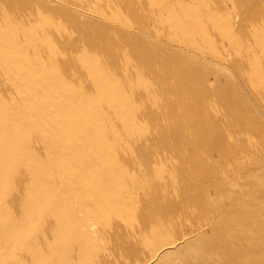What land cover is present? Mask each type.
Masks as SVG:
<instances>
[{
    "label": "rangeland",
    "instance_id": "1",
    "mask_svg": "<svg viewBox=\"0 0 264 264\" xmlns=\"http://www.w3.org/2000/svg\"><path fill=\"white\" fill-rule=\"evenodd\" d=\"M263 3L212 0L201 4L205 12L181 19L171 16L179 6L159 4L150 20L138 0H0V50L6 51L0 57V71L6 69L0 97L8 104L0 107L5 132L0 150L15 149L19 155L6 165L8 175L24 173L23 207L10 196L14 186H0V264H10L2 255L16 259L13 264H30V253L13 239L62 206L74 209L65 199L74 190L73 216L48 221L62 229L52 240L57 259L71 248L82 250V257L69 264H133L132 252L141 257L136 264H240L244 243L252 255L259 249L264 255V99L254 96L263 75L249 72V83L238 75L241 68L264 62V55L253 57L264 49ZM108 11L117 12L120 23H131L133 15L144 18L151 31L163 29L171 39L165 40L180 42L167 45L107 21ZM243 18L249 21L245 27ZM191 21L201 28L182 42L178 31ZM233 46L253 55L237 54ZM92 65L97 69L84 68ZM53 89L57 96L48 98ZM70 101L75 113L68 109ZM94 112L95 134L82 121L84 113ZM11 116L19 118L16 125ZM67 132L77 138L68 141L65 152L58 146L67 141ZM91 134L100 141L94 154ZM38 156L40 174L59 178L56 204L35 195ZM71 163L72 177L66 172ZM89 218L97 222V232L81 233L79 223ZM137 239L146 245H136ZM30 242L41 264L46 263L47 246ZM144 254L150 257L142 259Z\"/></svg>",
    "mask_w": 264,
    "mask_h": 264
},
{
    "label": "bare ground",
    "instance_id": "2",
    "mask_svg": "<svg viewBox=\"0 0 264 264\" xmlns=\"http://www.w3.org/2000/svg\"><path fill=\"white\" fill-rule=\"evenodd\" d=\"M190 1H192V3L191 4H189V2H188V0H138V4L139 5H141V7H144L145 9H143V12H144V10H145V14H144V18L146 19V18H150L153 14H154V12H155V10L153 9V8H155V6H157V5H159V4H169L170 5V3H172V4H175V6L177 5V6H179L180 7V10H178V12L177 13H171L172 15V17H173V19H181L182 17H188V15H191L192 17L193 16H195L196 17V15L200 12V13H203V12H205L203 9H202V7H206V6H203L202 5V7H201V4L202 3H205V2H212V0H190ZM235 1V0H234ZM255 1V0H254ZM261 1V0H260ZM219 2V1H218ZM256 2H258V1H256ZM241 3V2H240ZM253 3V2H252ZM207 4V3H206ZM209 4V3H208ZM211 4V3H210ZM260 3H258V5H259ZM205 5V4H204ZM225 5V4H224ZM226 5L227 6H230V7H234V5H235V3L233 4V3H231V2H229V3H226ZM237 5V4H236ZM257 5V6H258ZM263 5H264V3H263ZM33 6V5H32ZM210 6V8H211V5H209ZM242 6H244V4L242 5ZM259 7V6H258ZM261 7V6H260ZM158 8V7H157ZM160 8H163V7H160ZM236 8V7H235ZM170 9V8H169ZM172 9V8H171ZM217 9V8H216ZM260 9V8H259ZM158 10H159V8H158ZM168 10V9H167ZM221 10V9H220ZM238 10V9H237ZM258 10V9H257ZM162 11V10H161ZM164 11V10H163ZM39 12V11H38ZM37 12V13H38ZM140 12V11H139ZM157 12V11H156ZM159 12V11H158ZM214 12V11H213ZM199 13V14H200ZM261 13V12H260ZM259 13V14H260ZM106 14V20L107 21H111V22H114V23H116V24H118V25H122L124 28H126V29H128V30H131V31H133V32H137V33H140V34H142V35H145V36H147V37H149V38H154V39H157L158 41H161V42H163L164 44H170L171 46H177V45H175V43L176 42H180L178 39L176 40H174L173 42L174 43H172V42H170V41H167V40H165V38H167L168 37V34L167 35H165L163 32H164V30L163 29H156V30H153V31H151L150 29V27L148 26H146L145 25V22H144V18H137L136 17V15H133L134 16V18H132L131 20V23H128V24H126V23H120V22H118L117 21V19H119L120 20V18H119V16H117L118 14H117V12H112V11H108V12H106L105 13ZM137 14V13H136ZM141 14V13H140ZM198 14V15H199ZM220 14V13H219ZM240 14V13H239ZM239 14L237 13V15L239 16ZM258 14V15H259ZM138 15V14H137ZM139 16V15H138ZM160 16V15H159ZM159 16L156 18L157 20H159L158 18H159ZM229 16V15H228ZM231 16V15H230ZM169 17V16H168ZM233 17V16H232ZM264 17V16H263ZM162 18H163V16H162ZM199 18H200V16H199ZM205 18V17H204ZM248 18V17H247ZM247 18H243L242 20H241V23H242V25H243V27H245V26H247L249 23V21H248V19ZM251 17H249V19H250ZM260 18V17H259ZM123 19V18H122ZM172 19V20H173ZM187 19V18H186ZM192 19V18H191ZM226 19V18H225ZM224 19V20H225ZM150 20H152L151 18H150ZM149 20V21H150ZM172 20L170 19V21L172 22ZM222 20V19H221ZM227 20V19H226ZM123 21H125V20H123ZM175 21V20H174ZM173 21V22H174ZM181 21V20H180ZM187 21V20H186ZM164 22H165V19H164ZM176 22H178V21H176ZM226 22V21H225ZM52 23V22H51ZM146 23H147V20H146ZM175 23V22H174ZM173 23V24H174ZM185 23V22H184ZM228 23V22H227ZM151 24V23H150ZM164 24V23H163ZM167 25L166 26H169L170 24H169V22H167L166 23ZM180 25H181V23H179ZM178 24V25H179ZM229 24V23H228ZM233 24V23H232ZM254 24V23H253ZM149 25V24H148ZM208 25V24H207ZM206 25V26H207ZM174 26V25H173ZM228 26V25H227ZM249 26H251V25H249ZM208 27V26H207ZM162 28V27H161ZM180 28H181V26H180ZM198 28H201L200 27V22H198L197 23V21H191L187 26H185L184 28H182V29H179V31H178V35L179 36H181L182 38H181V40H182V42L183 41H185V40H187V39H185L186 37H187V35H189L190 33H192V31H193V29H198ZM228 28V27H227ZM233 28V27H232ZM251 28V27H250ZM253 28V27H252ZM251 28V29H252ZM220 29V28H219ZM223 30V29H222ZM226 30H228V29H226ZM243 30V29H242ZM19 31H21V30H19ZM207 31V30H206ZM212 31V30H211ZM231 31V30H230ZM230 31H228V32H230ZM239 31L240 30H238V32H236V33H239ZM253 31V30H252ZM257 31V30H256ZM166 32V31H165ZM234 32V31H233ZM259 31H257L256 33H258ZM162 33H163V35H162ZM168 33V32H167ZM194 34V33H193ZM228 34V33H227ZM232 34V33H231ZM251 34V33H250ZM254 35H255V33H253ZM259 35V34H258ZM20 36H21V34H20ZM228 36V35H227ZM15 37H19V34L18 33H16L15 34ZM200 37H202V36H200ZM257 37V36H256ZM169 38V37H168ZM203 39V38H202ZM226 39V38H225ZM231 39V38H230ZM233 39V38H232ZM232 39L230 40V41H232ZM168 40H171L170 38L168 39ZM239 41V40H238ZM229 42V41H228ZM235 42H237V40L235 41ZM239 43V42H238ZM12 44H14V45H17V42H16V44H15V42L14 43H12ZM31 44V43H30ZM13 45V46H14ZM225 45V44H224ZM12 46V47H13ZM234 48H232V50H233V52H235V53H237L236 51H238V53H241V54H244V57L245 56H247V57H249V56H252L253 55V53L251 52V51H249L248 49H246V48H244V46L243 47H235V46H233ZM3 48V47H2ZM264 48V47H263ZM13 49V48H12ZM13 50H15V49H13ZM12 50V52H14ZM191 51V50H190ZM6 53V51H1L0 50V57L2 58V56L4 55ZM237 53V54H238ZM11 55V54H10ZM221 55V54H220ZM230 55V54H229ZM264 55V49H261L260 51H259V53H256L253 57H256L255 59H257V57L258 56H263ZM200 56V55H199ZM45 57V56H44ZM208 58V57H207ZM206 58V59H207ZM201 59V58H200ZM248 59V58H247ZM254 59V58H253ZM255 59H254V61H255ZM40 60V59H39ZM208 60V59H207ZM209 60H211V59H209ZM227 60V59H226ZM238 61V60H237ZM234 62V61H233ZM236 62V61H235ZM239 62V61H238ZM237 62V63H238ZM250 63H252V62H250ZM40 64V63H39ZM241 65V63L239 62L237 65ZM245 64V63H244ZM219 65V64H218ZM234 65V64H233ZM232 65V66H233ZM222 66V65H221ZM226 66V65H225ZM231 66V67H232ZM234 66H236V65H234ZM252 66V65H251ZM110 67V66H109ZM242 67V66H241ZM45 68V67H44ZM84 68H86V70H88V71H93V70H96L97 69V65H92V67L91 66H84ZM240 67H238V69H239ZM43 69V68H42ZM237 69V68H236ZM9 70V69H8ZM251 71H253V72H255L256 74L257 73H262V75L263 76H261V77H258V78H261V79H259L260 81H258V84L255 86V90H254V96H255V99L257 100V101H262L263 99H264V62L262 63V64H257V65H255L254 67H243V68H241L240 69V71H239V73H238V75L240 76V80L242 81V82H245V83H249L250 82V79H249V76H250V74H249V72H251ZM5 74H6V69L5 68H2L1 69V71H0V77H1V75L2 76H5ZM249 74V75H248ZM255 74V75H256ZM238 76V77H239ZM259 76V75H258ZM62 77V76H61ZM258 78H256V79H258ZM50 80V79H49ZM66 80V79H65ZM62 81H64V80H62V79H57V82L60 84V82H62ZM252 81V80H251ZM254 81V80H253ZM50 82H53L52 80L50 81ZM120 83V82H119ZM17 84V83H16ZM15 84V85H16ZM51 84H54V82L53 83H51ZM97 78L95 79V81H94V83H93V85H94V90H95V87L97 88ZM104 85H106V86H109V85H111L112 83H107V82H105V83H103ZM64 85V84H63ZM125 85V84H124ZM129 86V85H128ZM19 85L17 86V88L19 89ZM65 87H67L66 85H65ZM251 87V86H250ZM54 88H57V86L55 85L54 86ZM63 88H64V86H63ZM124 88V87H123ZM129 88V87H128ZM252 88V87H251ZM4 89V87H3V85L0 83V90H3ZM58 89V88H57ZM59 89H62V88H59ZM93 89V88H92ZM98 89H100V87L98 88ZM252 89H254V88H252ZM56 89H53V91L52 92H49V93H47V97L49 98V97H51V95H53V96H57V94L58 93H56V92H59V91H55ZM50 91V90H49ZM96 94V93H95ZM65 96H67V95H65ZM64 96V97H65ZM77 96V95H76ZM126 96V95H125ZM130 96V95H129ZM128 97V96H127ZM54 98V97H53ZM130 98H132V97H130ZM68 99V98H67ZM126 99V98H125ZM128 100H129V98H127ZM126 99V100H127ZM71 101L73 100V99H70ZM131 100V99H130ZM136 100V99H135ZM141 100V99H140ZM68 102V103H70V104H68V106L70 107V108H68L69 110H74L73 112L75 113V110H77V109H75L74 108V105H73V101L72 102ZM85 101V100H84ZM132 101V100H131ZM37 102V101H36ZM41 102V101H40ZM75 102V101H74ZM77 102V101H76ZM127 102V101H126ZM128 102H130V101H128ZM42 103V102H41ZM44 103V102H43ZM84 103V102H83ZM119 102H117V105H120V104H118ZM13 104H14V102H13ZM6 105V107H8V104H6V99H3L2 97H0V107H4ZM116 105V106H117ZM37 106V105H36ZM40 106H41V104H40ZM76 106H79V103H77V105ZM75 106V107H76ZM126 106H127V104H126ZM63 107V106H62ZM80 107V106H79ZM38 108V107H37ZM116 108H114V110H115ZM125 109V108H124ZM262 109H264L263 107H262ZM65 110H67V109H65ZM121 110H123V109H121ZM68 111V110H67ZM72 112V113H73ZM102 111L100 110V113H101ZM118 112V111H117ZM120 112V111H119ZM71 113V114H72ZM74 113H73V115H74ZM103 113H104V111H103ZM76 115V114H75ZM101 115H102V113H101ZM132 115V114H131ZM39 116V115H38ZM69 116V115H68ZM76 116H78V119L79 118H82L83 116V119H82V121H83V124H84V126L86 127V128H88V130L89 131H91V132H93L94 134L95 133H97V112L95 113H92V115L91 114H87V113H84L83 114V116L82 117H79V115H76ZM75 116V117H76ZM103 116V115H102ZM136 116V115H135ZM11 118V119H10ZM9 118V120H10V122H11V120L15 123L14 125H16V121H18L19 120V118L16 116V119H14L13 118V116H11ZM119 118V117H118ZM4 118H3V116L2 115H0V120H3ZM50 119V118H49ZM70 119V118H69ZM67 119V121L66 122H69V123H71V121L70 120H74V119ZM77 119V120H78ZM120 119V118H119ZM128 119V118H127ZM15 120V121H14ZM80 120V119H79ZM117 120V119H116ZM132 120V119H131ZM45 121V120H44ZM88 121H91V122H93V123H91V125L89 126L88 124H87V122ZM124 120L123 119H121V120H117V122L119 123V124H123L124 122H123ZM127 121H129V120H127ZM126 121V122H127ZM74 122V121H73ZM130 122V121H129ZM45 123H46V121H45ZM62 124L63 123H61V126H62ZM65 124V123H64ZM114 124V123H113ZM38 125V124H37ZM40 125H41V123H40ZM125 125H127V124H125ZM88 126V127H87ZM38 127V126H37ZM63 127V126H62ZM36 128V127H35ZM113 128V130L112 131H114V127H112ZM119 128V127H118ZM37 129V128H36ZM4 129L3 128H1L0 127V139H3V136H4V131H3ZM37 130H39V129H37ZM86 130V129H85ZM79 131V130H78ZM76 132H77V130H76ZM123 132V131H122ZM36 133V132H35ZM79 133V132H78ZM29 134L31 135V134H33V133H31V131H29ZM76 134V133H75ZM94 134H91V135H93L94 137H92L93 139H90V140H92L93 141V144H92V147H91V145H90V147L89 148H91V152H92V154H94V153H97V142L99 143L100 141H97V136L96 135H94ZM35 135V134H34ZM38 135V134H37ZM81 135V134H80ZM41 135L39 134V137H40ZM64 136V135H63ZM83 136V135H82ZM116 136V135H115ZM35 137H36V135H35ZM61 137V136H60ZM65 137L67 138L66 140L67 141H62V142H60L59 143V149L61 150V151H65V150H69V149H67V147H68V141H70L71 140V138H72V140L74 139V138H77L76 137V135H74V134H72L71 132H67V134H65ZM87 137H90V135L89 136H87ZM117 137V136H116ZM135 137V136H134ZM36 140L37 141H39L38 142V144L40 143V140H39V138H37L36 137ZM42 140V139H41ZM62 140V139H61ZM82 140V139H81ZM56 141V140H55ZM111 141V140H110ZM72 142V141H71ZM90 142V141H89ZM109 142V141H108ZM37 143V142H36ZM58 143V142H57ZM84 143V142H83ZM55 144H56V142H55ZM91 144V143H90ZM72 145V144H71ZM88 145V144H87ZM109 145H110V143H109ZM57 147V146H56ZM69 147H71V146H69ZM74 147V146H73ZM72 147V149H73V153L75 152L74 151V149H76V148H73ZM82 147H84V145L83 146H81V148ZM85 147H87V146H85ZM100 147V146H99ZM143 147V146H142ZM143 148H145V147H143ZM143 148H142V150H143ZM82 149H85V148H82ZM102 149H104V148H102ZM78 150H80V149H78ZM78 150H76V152L78 151ZM71 151V150H70ZM70 151H68V152H70ZM66 152V151H65ZM83 153H84V151H82ZM79 153H80V151H79ZM86 154H87V152H85ZM99 153V152H98ZM70 154H72V151L70 152ZM76 154V153H75ZM75 154H73V155H75ZM68 155V154H67ZM80 155V154H79ZM85 155V154H84ZM90 155V154H89ZM76 156V155H75ZM75 156H73V158L75 157ZM91 156V155H90ZM15 157H19V155H17V151L15 150V149H13V150H11V151H9V152H2L1 150H0V186L1 185H10V186H14L13 187V190H15V193H12L10 196L12 197V198H14V199H16V205L18 206V207H23V203H24V201H23V199L22 198H20L21 200H19V197H20V193H21V190H22V188H21V186H22V184H23V178L21 177L24 173L21 171L20 173H18V174H13V175H8L7 174V167H6V165L7 166H9V164L8 163H10L11 164V161L15 158ZM82 157V156H81ZM97 157V156H96ZM66 158V157H65ZM75 158H77V157H75ZM74 158V159H75ZM85 158V157H84ZM93 157L91 156V159H92ZM16 159V158H15ZM14 159V160H15ZM64 159V158H63ZM70 159V158H69ZM68 159V160H69ZM72 159V158H71ZM76 160V159H75ZM94 160V159H93ZM117 160V159H116ZM67 161V160H66ZM73 161V160H72ZM79 161V160H78ZM78 161L76 160L74 163H75V165L78 163ZM87 160H85V162H86ZM65 162V161H64ZM14 163V162H13ZM12 163V165H14ZM42 163L43 162H41V158L38 156V159H36V164H37V173L38 174H40L41 172H42V169H41V167H42ZM61 163V162H60ZM67 162H65V164H66ZM86 163H88V162H86ZM92 163H93V161H92ZM64 164V163H63ZM120 164V163H119ZM62 165V164H61ZM79 164H77L76 166H78ZM81 165V164H80ZM74 166V165H73ZM87 166V165H86ZM90 166H92L91 165V163H90ZM62 167V166H61ZM66 167V166H65ZM67 167H68V170L66 171L67 173H69L70 172V170L71 171H73L74 172V170H73V167H72V163L71 164H67ZM81 167V166H80ZM96 167V166H95ZM63 168V167H62ZM76 168V167H75ZM83 168V167H82ZM81 168V169H82ZM63 170V169H62ZM91 170V169H90ZM26 171V170H25ZM24 171V172H25ZM41 171V172H40ZM65 171L63 172V173H65ZM76 171H78V170H76ZM85 171V170H84ZM88 171V170H87ZM9 172V171H8ZM57 173V172H56ZM81 173V172H80ZM89 173H90V171H89ZM9 174H10V172H9ZM71 173H69V175H70ZM85 174V173H84ZM83 174V175H84ZM16 175V176H15ZM21 175V176H20ZM61 175V174H60ZM67 177H66V176ZM65 175H61V177L62 178H67L68 179V176L69 175H67V174H65ZM47 175H39V181L36 183V185H35V187H34V192H35V195L36 196H42V195H44V196H46L47 198H49L54 204H56V202L54 201V196H55V192H56V190H57V187H58V182H59V178H58V176H56V175H51L50 177H46ZM86 176V175H85ZM70 177V176H69ZM71 177H72V174H71ZM87 178V177H86ZM94 178V177H93ZM96 179V178H95ZM87 182V181H86ZM87 184V183H86ZM1 188V187H0ZM78 190V189H77ZM85 191V190H84ZM20 192V193H19ZM80 193V192H79ZM85 193V192H84ZM75 190L74 191H70V192H68L66 195H65V199L67 200V201H72L73 202V205H75V207H77L76 206V199H75ZM20 204H21V206H20ZM129 206V205H128ZM75 207H74V209H69L68 211L67 210H65L64 209V207L62 206L61 208H58V210L57 211H52V214H50L47 218H45L44 220H42V221H36V222H34V224H32V226H31V228L29 229V232H27L26 233V235L24 236V237H20V238H14L13 240H15V242L16 243H18L22 248H21V250L22 251H26V252H29L30 254H29V261H30V264H41V262H40V257L39 256H37L33 251H32V249L30 248V246H29V244L31 243L30 242V240L32 239V241L33 242H35V243H37L38 244V247L39 248H42V247H44V246H47V250L45 251V255H47L46 257L49 259L46 263L44 262L43 264H69V263H71V262H74L77 258H81L82 257V250L81 249H78V248H71L70 250H69V253L67 254V256L65 255L62 259H57L59 256H58V254H57V252H55L54 250H57V247H58V245H56L54 242L55 241H52V240H54V238H57V236H59L60 234H61V231H62V229H58L55 225V227L57 228H53L50 224H48V221L49 220H51V219H53V220H55V219H59L60 217L62 218V217H64V216H66V217H68V218H70V217H72L73 215L71 214V213H75ZM2 210L5 212L6 210H7V208H2ZM63 210H65V211H63ZM71 210V211H70ZM67 218V219H68ZM60 220V219H59ZM51 222V221H50ZM53 222V221H52ZM79 225H80V228H79V231L82 233L83 232V229H87V230H89V231H92V232H97V231H94V230H96V228H97V222L94 220V219H85V221H82V222H80L79 223ZM70 226V225H69ZM197 234V233H196ZM16 236V235H15ZM135 243H136V245H139V246H145L146 245V242H145V240L144 239H137L136 241H135ZM40 244V245H39ZM168 244H173V242H169ZM167 244V245H168ZM138 246V247H139ZM244 247H245V249H244V252H245V255H244V258H243V261L240 263V264H249V262L251 261L252 263L251 264H260V262H258L259 260H263L264 259V255H263V252L259 249L257 252H256V255L254 256V255H252L251 254V250L248 248V244H246V243H244V245H243ZM243 247V248H244ZM163 251V250H162ZM251 251V252H250ZM264 251V250H263ZM12 252V251H11ZM16 252V251H15ZM17 253V252H16ZM161 253V252H160ZM136 254V252H132V253H130V256H131V258L130 259H132V260H134L135 261V263H133V264H136L137 263V261H138V259L139 258H141V257H137V256H134ZM86 256V255H85ZM101 256H102V254H101ZM103 256H105V255H103ZM150 257V254H144V255H142V259H144V258H149ZM152 257H154V256H151V258ZM2 258L3 259H6L7 260V262L8 263H10V264H13V263H17L16 262V259H14L12 256H10V255H2ZM158 258V257H157ZM22 259V258H21ZM20 259V263H21V260ZM93 259V258H92ZM104 259V258H103ZM117 259V258H116ZM142 259H140V261L142 260ZM162 259V258H161ZM164 259V258H163ZM102 261V260H101ZM262 262V261H261Z\"/></svg>",
    "mask_w": 264,
    "mask_h": 264
}]
</instances>
